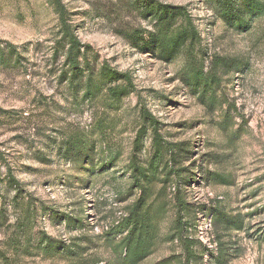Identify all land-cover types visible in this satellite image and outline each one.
Instances as JSON below:
<instances>
[{"label": "rangeland", "instance_id": "374dc122", "mask_svg": "<svg viewBox=\"0 0 264 264\" xmlns=\"http://www.w3.org/2000/svg\"><path fill=\"white\" fill-rule=\"evenodd\" d=\"M60 1L81 44L90 47L89 54L118 72H129L135 92L122 101L118 111L108 107L103 97L77 108L69 90L58 81L62 59L53 60L59 42L54 1L0 0V170L9 164L28 191L59 212L82 214L87 224L84 230L67 232L45 217L40 226L54 237L69 240L85 232L91 262L112 258L103 236L136 198L128 194L126 166L143 123L139 112L143 107L159 123L165 141L187 143L193 151L194 167L189 168L194 183L185 187V199L196 213L186 218V235L210 250L205 253L194 246L204 254L197 264H218L211 256L219 244L225 254L221 264H264V17L255 20L249 32L236 33L216 19L206 0H159L187 6L207 62L217 56L242 64L240 71L222 83L224 95L237 110L234 129L242 126L237 139L229 143L177 79L181 60L161 63L128 44L129 31L149 28L137 15L133 0ZM79 133L99 143L97 147L109 145L116 154L114 164L96 173L90 187L81 185L87 174L79 164L64 162L57 153L65 138ZM150 151L147 131L139 159ZM211 208L239 215L243 230L227 234L215 230ZM174 217L170 208L159 225L155 251L141 264L183 254L177 242L167 239ZM22 264L64 262L33 258Z\"/></svg>", "mask_w": 264, "mask_h": 264}, {"label": "trees", "instance_id": "16d2710c", "mask_svg": "<svg viewBox=\"0 0 264 264\" xmlns=\"http://www.w3.org/2000/svg\"><path fill=\"white\" fill-rule=\"evenodd\" d=\"M53 1L59 35L53 60L61 58L63 67L58 76L59 84L69 90L77 108L103 97L108 107L118 111L122 101L135 92L131 74L118 72L106 62H98L95 55H90V47L81 44L61 1ZM133 1L137 5V15L147 22L149 28L146 31H129L125 38L128 44L161 63L181 60L183 66L177 79L203 109L209 124L224 132L229 143H233L242 126L234 129L237 110L224 95L222 83L225 77L241 70V62L217 56L210 57L207 62L200 32L186 5L159 0ZM206 1L216 19L236 33L249 32L253 22L264 17V0ZM139 112L143 123L126 166L130 181L128 194H136V198L103 236L104 243L111 248L112 258L91 262L89 239L85 232L70 240L48 234L40 226V220L45 217L52 224L62 225L67 232L86 229V219L82 214L59 212L40 200L23 186L11 166L6 164L3 171L0 170V263L22 264L24 259L52 258L64 264H141L155 251L159 225L170 208H174L175 217L167 239L177 242L183 254L155 264H197V260H202L203 252L210 250L186 235L189 226L186 218L196 213L185 199V187L194 183L189 168L193 151L187 143L165 141L159 133L157 120L143 107H139ZM147 131L151 136V151L140 160L142 140ZM99 132V135L104 133L101 129ZM97 144L86 134L79 133L65 138L57 150L61 160L79 164L87 174L86 180L81 182L85 187H90L96 173L107 171L115 162L114 150L109 145L97 147ZM220 183L226 181L220 179ZM210 216L215 230L218 228L221 234L243 230V219L239 215L231 216L221 209L211 208ZM218 239L219 242L222 240L220 236ZM195 245L202 247L203 252L198 253ZM219 247L211 259L221 264L225 254Z\"/></svg>", "mask_w": 264, "mask_h": 264}]
</instances>
